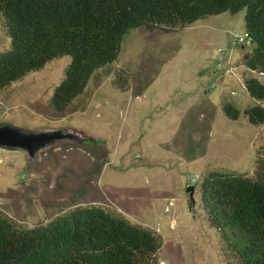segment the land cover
<instances>
[{"label":"rangeland","instance_id":"1","mask_svg":"<svg viewBox=\"0 0 264 264\" xmlns=\"http://www.w3.org/2000/svg\"><path fill=\"white\" fill-rule=\"evenodd\" d=\"M245 32L244 9L181 27H134L117 58L99 68L73 102L82 109L57 112L50 104L68 54L0 89V121L71 126L95 141L56 143L39 151L30 169L24 151L0 147V211L32 226L79 204H100L131 222L159 227L157 258L165 264H171L166 254L179 264H236L231 256L227 261L220 233L207 219L200 182L209 168L253 174L256 157L264 156V123H251L243 112L256 101L245 75L264 83V75L245 65L252 43L235 41ZM9 44L0 14V51ZM120 67L133 73L126 88L114 80ZM224 99L241 109L237 118L223 113ZM258 101L264 106V98ZM130 154L148 162L130 167ZM145 175L143 189L136 188L141 198L134 197L131 176Z\"/></svg>","mask_w":264,"mask_h":264},{"label":"trees","instance_id":"2","mask_svg":"<svg viewBox=\"0 0 264 264\" xmlns=\"http://www.w3.org/2000/svg\"><path fill=\"white\" fill-rule=\"evenodd\" d=\"M244 9L252 52L248 69L264 74V0H0L9 47L0 51V89L47 61L70 56L54 85V111L75 106L97 70L120 52L125 34L142 24L185 26L207 15ZM115 83L131 84L133 73L120 67ZM244 85L255 102L243 108L248 120L264 123V83L246 74ZM237 118L241 109L221 102ZM200 200L209 223L220 233L236 264H264V156L253 174L209 168L200 182ZM162 236L100 204H79L46 222L22 226L0 211V264H156Z\"/></svg>","mask_w":264,"mask_h":264},{"label":"water","instance_id":"3","mask_svg":"<svg viewBox=\"0 0 264 264\" xmlns=\"http://www.w3.org/2000/svg\"><path fill=\"white\" fill-rule=\"evenodd\" d=\"M62 142H72L76 145L95 143L91 136L71 126L27 128L10 121H0V147L24 151L27 156L28 169L34 165L39 151ZM186 191L191 200L194 201V186L189 185Z\"/></svg>","mask_w":264,"mask_h":264},{"label":"crops","instance_id":"4","mask_svg":"<svg viewBox=\"0 0 264 264\" xmlns=\"http://www.w3.org/2000/svg\"><path fill=\"white\" fill-rule=\"evenodd\" d=\"M262 75H264V74H262ZM259 78V77H258ZM260 79V78H259ZM123 102V101H122ZM131 105V104H130ZM131 107V106H130ZM124 161V160H123ZM145 161H147V160H144V161H141L138 157H136V156H134V155H132V154H130V167L132 166V167H134V168H136V167H139V166H141L143 163H145ZM125 163H127L126 161H124ZM148 162V161H147ZM123 164V163H122ZM148 177L149 176H147V175H145V176H131V178L133 179V184H134V186L133 187H131V189H130V193H132L133 195H135L134 197H137V198H141V195L139 194V193H137V191H136V188H141V189H143L142 188V183L145 181V180H147L148 179ZM142 179V180H141ZM131 196V195H130ZM131 197H133V196H131ZM161 247H163V246H161ZM167 256H168V259H169V262L171 263V264H179V261H177V258L176 259H174L173 257H171L169 254H166ZM159 258H160V255H159Z\"/></svg>","mask_w":264,"mask_h":264},{"label":"built area","instance_id":"5","mask_svg":"<svg viewBox=\"0 0 264 264\" xmlns=\"http://www.w3.org/2000/svg\"><path fill=\"white\" fill-rule=\"evenodd\" d=\"M236 43H240V44H247L250 43V38H249V34L247 32H245L243 35H237L235 38ZM261 74H263V72H260ZM155 232L159 231V227H156L155 229H153ZM156 264H165L163 260L159 259Z\"/></svg>","mask_w":264,"mask_h":264},{"label":"clouds","instance_id":"6","mask_svg":"<svg viewBox=\"0 0 264 264\" xmlns=\"http://www.w3.org/2000/svg\"><path fill=\"white\" fill-rule=\"evenodd\" d=\"M158 233V232H157Z\"/></svg>","mask_w":264,"mask_h":264}]
</instances>
